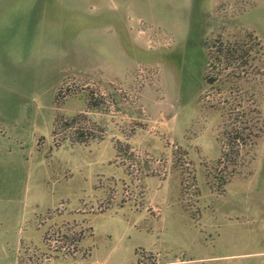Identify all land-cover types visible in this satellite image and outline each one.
I'll use <instances>...</instances> for the list:
<instances>
[{
    "label": "rangeland",
    "instance_id": "obj_1",
    "mask_svg": "<svg viewBox=\"0 0 264 264\" xmlns=\"http://www.w3.org/2000/svg\"><path fill=\"white\" fill-rule=\"evenodd\" d=\"M249 35L264 0H0V264H264ZM215 40L250 50L243 81L206 84Z\"/></svg>",
    "mask_w": 264,
    "mask_h": 264
},
{
    "label": "trees",
    "instance_id": "obj_2",
    "mask_svg": "<svg viewBox=\"0 0 264 264\" xmlns=\"http://www.w3.org/2000/svg\"><path fill=\"white\" fill-rule=\"evenodd\" d=\"M249 38H251V41L254 43V48L252 51L255 52L257 55V58L259 60V73L256 72V74H260V84L264 78V52H263V44L260 42L259 38L256 36L249 35ZM216 42H220V46H216V50L212 51L210 55V62H209V67H215L218 69V66H221L220 72L217 73V75L212 76L210 72L205 74V82L208 85H215L218 82H220L221 78L224 77L223 75H226V79L223 80L222 83L228 82L231 83L232 85L235 82L233 78H241L243 81V77L245 73L247 72L244 68L248 66L250 63L249 60L254 59L251 57L250 50L245 47V45H241L240 43H232L230 41H223V40H215ZM241 68V71L238 72V70ZM238 72V73H237ZM241 73V75H240ZM248 73V72H247ZM258 76V75H257ZM255 76V77H257ZM232 80V81H231ZM257 98L254 103V108L251 109L250 111L255 114L254 117L252 118L253 124L252 128H255L256 131L253 133L251 131L247 135L249 136L250 134L255 138H259L263 131H264V124L263 120L261 118V111L258 107V97L260 95V90L256 93ZM259 94V95H258ZM233 107H226L222 106L220 108L224 109V113L227 114L228 116H233L235 114V119L237 124H241L240 126H237V124L232 127L231 131H228L227 129L224 130V134L226 135L227 142H225L222 146V158H227L230 156L231 153L235 152L236 155L240 154L241 150H243L245 147L248 146V143L245 142L248 137H245L244 132L246 129H251V126H248L247 123H244L242 121L241 117L245 116V110H244V105L240 103H237L235 105H232ZM238 109V111H237ZM229 126V124L227 125ZM242 141V144L240 143ZM241 146H240V144ZM255 144V140L250 143V146ZM238 146V147H237ZM237 147V149H236ZM230 149V150H229ZM225 183V182H224Z\"/></svg>",
    "mask_w": 264,
    "mask_h": 264
},
{
    "label": "crops",
    "instance_id": "obj_3",
    "mask_svg": "<svg viewBox=\"0 0 264 264\" xmlns=\"http://www.w3.org/2000/svg\"><path fill=\"white\" fill-rule=\"evenodd\" d=\"M237 210V209H236ZM239 211H242L241 209H239ZM245 210H243V212H244ZM246 211L248 212V210L246 209ZM221 213H223L222 214V216L223 217H228L227 215H225V214H227V212L225 213V211L223 210V209H221ZM237 217H239V216H237ZM198 259H201V258H188V259H186V258H179V257H175V258H173V259H171L170 261H168V262H163V263H159V264H193L192 262L194 261V260H198ZM195 263V262H194Z\"/></svg>",
    "mask_w": 264,
    "mask_h": 264
}]
</instances>
